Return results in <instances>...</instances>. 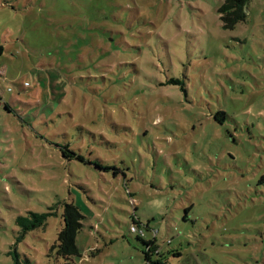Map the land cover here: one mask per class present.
Instances as JSON below:
<instances>
[{
    "label": "rangeland",
    "instance_id": "374dc122",
    "mask_svg": "<svg viewBox=\"0 0 264 264\" xmlns=\"http://www.w3.org/2000/svg\"><path fill=\"white\" fill-rule=\"evenodd\" d=\"M221 2L0 0V264H145L133 220L165 264H264V0Z\"/></svg>",
    "mask_w": 264,
    "mask_h": 264
},
{
    "label": "trees",
    "instance_id": "16d2710c",
    "mask_svg": "<svg viewBox=\"0 0 264 264\" xmlns=\"http://www.w3.org/2000/svg\"><path fill=\"white\" fill-rule=\"evenodd\" d=\"M251 0H222L221 5L217 9V14L219 20L221 22V27L223 29H233L238 23L243 22L246 18V6ZM4 48L0 43V55L3 54ZM175 82V81H174ZM1 100V98H0ZM5 108L8 109L9 106L5 104ZM224 112L218 111L214 118L224 117ZM62 154L65 158L71 159L76 158L77 160L83 161L81 155L76 154L75 152L69 150L66 146L62 148ZM89 164H94L99 169H108V167H103L98 163L88 162ZM34 220H31L29 225L24 226V229L35 228L45 224V215L44 214H36L33 212L29 213ZM62 218V226L56 233L55 242L52 245V248L55 249L56 255L69 260L72 256H81L75 239L78 232L82 228V219L83 215L80 213V210L73 203H64L63 211L61 214ZM21 220H25V218H21ZM132 225L137 228L136 232L131 231L136 234L138 240L141 241L144 246L142 250L143 260L145 264H165L163 259V254L160 250V247L156 244V233L153 232L152 237L150 239L144 238V232L142 229L138 228L136 224L137 221L133 220ZM167 244L171 243V240H167ZM155 248V252L153 251ZM175 256H180V252L178 250L172 252Z\"/></svg>",
    "mask_w": 264,
    "mask_h": 264
},
{
    "label": "built area",
    "instance_id": "2783aa9c",
    "mask_svg": "<svg viewBox=\"0 0 264 264\" xmlns=\"http://www.w3.org/2000/svg\"><path fill=\"white\" fill-rule=\"evenodd\" d=\"M4 73H5L4 69H0V76H4L5 75ZM23 86L24 87H28L29 86V83L28 82H24L23 83ZM7 91H11V88H8ZM4 92H5V90L0 87V97H2V95H3ZM133 202H135V201H133ZM130 229L133 232H136L137 231V228L134 225H131Z\"/></svg>",
    "mask_w": 264,
    "mask_h": 264
},
{
    "label": "crops",
    "instance_id": "0c3cea01",
    "mask_svg": "<svg viewBox=\"0 0 264 264\" xmlns=\"http://www.w3.org/2000/svg\"><path fill=\"white\" fill-rule=\"evenodd\" d=\"M3 69H4V71H5V67H2ZM0 69H1V67H0ZM8 92H11V91H8ZM3 96V95H2ZM0 98H2V97H0Z\"/></svg>",
    "mask_w": 264,
    "mask_h": 264
}]
</instances>
